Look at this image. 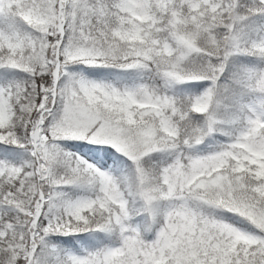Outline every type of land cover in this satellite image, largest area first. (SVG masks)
<instances>
[{"label":"snow or ice","instance_id":"snow-or-ice-1","mask_svg":"<svg viewBox=\"0 0 264 264\" xmlns=\"http://www.w3.org/2000/svg\"><path fill=\"white\" fill-rule=\"evenodd\" d=\"M0 264H264V0H0Z\"/></svg>","mask_w":264,"mask_h":264}]
</instances>
